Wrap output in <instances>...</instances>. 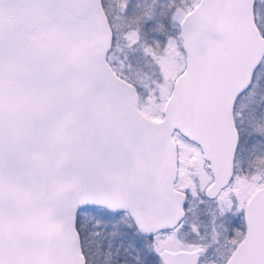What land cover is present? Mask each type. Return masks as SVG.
I'll return each instance as SVG.
<instances>
[{
	"label": "snow or ice",
	"instance_id": "1",
	"mask_svg": "<svg viewBox=\"0 0 264 264\" xmlns=\"http://www.w3.org/2000/svg\"><path fill=\"white\" fill-rule=\"evenodd\" d=\"M0 264H264V0H0Z\"/></svg>",
	"mask_w": 264,
	"mask_h": 264
}]
</instances>
